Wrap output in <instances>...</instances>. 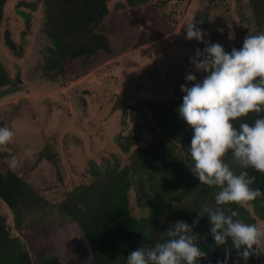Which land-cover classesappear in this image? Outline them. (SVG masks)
Here are the masks:
<instances>
[{
  "label": "rangeland",
  "instance_id": "374dc122",
  "mask_svg": "<svg viewBox=\"0 0 264 264\" xmlns=\"http://www.w3.org/2000/svg\"><path fill=\"white\" fill-rule=\"evenodd\" d=\"M23 2L37 7L32 10L21 6ZM120 4L126 6L127 0H110L105 19L118 54L85 70L77 64L66 78L55 81L43 71L50 40L43 32L42 0H8L5 5L0 67L12 83L0 88V128L8 127L14 137L0 149L9 164L13 158L18 161L12 169L48 202L44 209L28 214L17 228L0 200V213L6 216L11 234L24 242L31 238L40 243L51 239L70 243L69 220L57 206L69 192L91 182V164H128V155L117 139L136 130L133 114L143 129L138 147L151 144L152 114L141 104L185 95L180 85L192 86L185 79L190 72L202 81L207 74L190 63L196 49L203 51L207 43H219L226 51L256 31L248 0H147L137 8L122 9ZM205 14V42L188 40L186 24ZM6 33L22 50V57L6 47ZM122 104L133 109L130 117L123 115ZM45 150L55 156L56 166L42 156ZM132 201L133 213L138 215L134 194ZM246 209L264 227L253 207Z\"/></svg>",
  "mask_w": 264,
  "mask_h": 264
},
{
  "label": "trees",
  "instance_id": "16d2710c",
  "mask_svg": "<svg viewBox=\"0 0 264 264\" xmlns=\"http://www.w3.org/2000/svg\"><path fill=\"white\" fill-rule=\"evenodd\" d=\"M110 0H42L44 5L45 36L50 40L48 56L43 66L44 76L50 81L66 78L71 68L82 64L88 69L103 58L115 57L118 52L112 45V30L105 19L110 14ZM8 0H0V29L4 21V8ZM147 0H127L128 7L137 8ZM34 10L36 4L21 3ZM120 4L119 8H125ZM255 34L264 33V0H248ZM27 16V15H26ZM208 14L195 23L203 31ZM6 47L16 56L22 50L5 35ZM241 49L243 43L233 46ZM233 47L226 50L231 53ZM12 83L7 72L0 67V88ZM183 94H175L163 103L143 102L141 105L152 114L153 125L148 131L153 141L147 147L138 144L143 139V129L137 116L132 115L136 130L117 139L119 148L128 155V164L117 162L90 165L92 180L78 186L66 195L57 208L69 220L70 243L50 240L40 243L26 242L11 234L6 216L0 213V264H127L128 255L141 247H151L167 239L166 231L177 221L192 225L198 211L204 206L215 208L219 189L201 184L191 172L190 156L193 129L178 111ZM125 117L133 109L121 105ZM258 116L250 114L244 122L252 124ZM137 122V123H136ZM239 126L240 121L234 122ZM57 165L49 150L42 154ZM231 170L239 174L247 171L255 176L253 188L264 193V174L251 168L242 169L229 153L225 157ZM0 149V200L11 212L17 228H21L28 214L44 209L48 202L30 183L18 175ZM139 214L133 213L132 195ZM259 219L264 220V196L250 204ZM226 212L235 211L236 218L255 223L250 212L237 204L222 206ZM210 220L200 218L194 231L201 234L199 246L207 253L199 264H245L231 240L217 246L209 232ZM230 250V251H229ZM247 264H264V256H252Z\"/></svg>",
  "mask_w": 264,
  "mask_h": 264
},
{
  "label": "clouds",
  "instance_id": "9594fccd",
  "mask_svg": "<svg viewBox=\"0 0 264 264\" xmlns=\"http://www.w3.org/2000/svg\"><path fill=\"white\" fill-rule=\"evenodd\" d=\"M185 30L188 40L205 42V33L197 23L186 24ZM190 63L207 75L202 81L191 72L186 75L192 86L180 85L185 95L178 111L194 133L190 170L201 184L219 189L215 196L217 207L204 206L192 225L175 222L166 231L167 239L132 251L127 264H199L207 253L201 250V234L194 228L205 214L217 246L231 240L232 249L245 264L252 256H264V227L236 218L235 211L226 212L222 207L237 204L246 208L264 196L259 188L252 187L255 176L247 171L236 174L225 162L231 153L242 169L264 174V33H249L243 47H233L231 53L219 43H207L203 51L196 49ZM252 113L258 118L252 124L244 122ZM236 121H240L238 127ZM13 137L11 129L0 128V146H7ZM17 164L13 158L9 166L15 168Z\"/></svg>",
  "mask_w": 264,
  "mask_h": 264
}]
</instances>
